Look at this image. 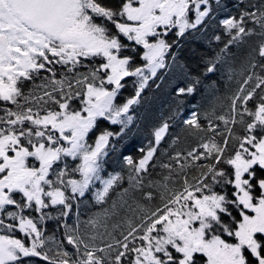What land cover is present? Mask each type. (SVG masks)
<instances>
[{"label": "snow or ice", "instance_id": "1", "mask_svg": "<svg viewBox=\"0 0 264 264\" xmlns=\"http://www.w3.org/2000/svg\"><path fill=\"white\" fill-rule=\"evenodd\" d=\"M0 264H264V0H0Z\"/></svg>", "mask_w": 264, "mask_h": 264}, {"label": "trees", "instance_id": "2", "mask_svg": "<svg viewBox=\"0 0 264 264\" xmlns=\"http://www.w3.org/2000/svg\"><path fill=\"white\" fill-rule=\"evenodd\" d=\"M183 81L178 79V72L175 74L170 73L166 78L165 83L161 86L160 89H153L152 92L148 93V100L138 109V114L141 116V119L138 121L139 127H134L132 132L129 133V140L132 147L128 150H125V154H132L134 157L139 154L135 151V147L140 146L142 143H145V136L148 130V126L154 122L158 112L160 110H167V106L171 103V93L172 89L176 86H182ZM132 91L131 86L126 89L125 94H128ZM186 114V113H185ZM113 161L115 163L110 164V169L119 167V154L113 156Z\"/></svg>", "mask_w": 264, "mask_h": 264}]
</instances>
